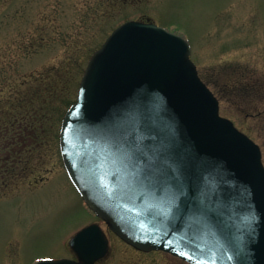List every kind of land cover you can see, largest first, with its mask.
<instances>
[{
    "label": "water",
    "instance_id": "obj_1",
    "mask_svg": "<svg viewBox=\"0 0 264 264\" xmlns=\"http://www.w3.org/2000/svg\"><path fill=\"white\" fill-rule=\"evenodd\" d=\"M181 36L127 22L88 62L60 134L67 173L88 207L137 250L190 264H264V167L228 119ZM95 264L108 240L91 225L70 241Z\"/></svg>",
    "mask_w": 264,
    "mask_h": 264
},
{
    "label": "rangeland",
    "instance_id": "obj_2",
    "mask_svg": "<svg viewBox=\"0 0 264 264\" xmlns=\"http://www.w3.org/2000/svg\"><path fill=\"white\" fill-rule=\"evenodd\" d=\"M135 1L0 0V119L19 118L25 95L34 87L43 92L58 78L46 99L50 107L41 126L42 156L30 179L34 187L6 189L0 183V264L70 259L71 237L97 222L63 169L57 131L91 53L127 20H148L185 37L191 61L219 98L220 115L264 156V0ZM102 228L110 247L97 264H186L161 252L138 251L110 236L103 223Z\"/></svg>",
    "mask_w": 264,
    "mask_h": 264
},
{
    "label": "trees",
    "instance_id": "obj_3",
    "mask_svg": "<svg viewBox=\"0 0 264 264\" xmlns=\"http://www.w3.org/2000/svg\"><path fill=\"white\" fill-rule=\"evenodd\" d=\"M140 1L142 0H136L135 2ZM45 78L44 81L47 80ZM52 80L53 82L50 81L43 86V92L36 91L34 87L25 95V101L21 102L18 106L19 112H23L22 114L20 113L19 118H16L14 121L9 120L10 116H5L2 120L0 119V124L4 123L7 119V121L15 126L8 136L0 139L2 150L0 153V162L2 164L0 183L5 188L8 186H18L19 184L29 185V182H32L30 179L36 173V166L40 162V156H42L41 147L39 146L41 144L40 137L42 132L41 127L37 128L35 126H45L46 124H44L46 120L45 115L50 107L46 99H50L53 96L54 88L56 90L58 83V78H52ZM21 123L24 126L19 129L18 125ZM39 167L40 164L38 165Z\"/></svg>",
    "mask_w": 264,
    "mask_h": 264
},
{
    "label": "flooded vegetation",
    "instance_id": "obj_4",
    "mask_svg": "<svg viewBox=\"0 0 264 264\" xmlns=\"http://www.w3.org/2000/svg\"><path fill=\"white\" fill-rule=\"evenodd\" d=\"M23 126H24V124L23 123H21V124H19L18 125V128L20 129V128H23ZM42 127L44 126V125H41ZM41 126H39V125H36L35 127H41ZM42 127H41V132H42V135H41V137H40V139H41V144H39V146L41 147V149H42V146H43V144H44V141H45V137H44V133H43V129H42ZM15 128V126L13 125V124H11L9 121H5L4 123H2V124H0V139L1 138H3L4 136H8V134L11 132V130H13ZM19 129H17V130H19ZM43 141V142H42ZM0 146H1V144H0ZM1 147H0V153H1ZM1 167H2V164H1V162H0V169H1ZM29 185H31V186H33L34 187V184H33V182H29ZM1 186V185H0ZM3 186V185H2ZM36 186H38V184L36 185ZM35 186V187H36ZM9 187V186H8ZM7 187V188H8ZM6 188V189H7Z\"/></svg>",
    "mask_w": 264,
    "mask_h": 264
}]
</instances>
